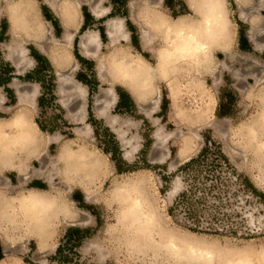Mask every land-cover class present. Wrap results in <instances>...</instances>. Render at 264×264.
Returning <instances> with one entry per match:
<instances>
[{"label":"rangeland","instance_id":"obj_1","mask_svg":"<svg viewBox=\"0 0 264 264\" xmlns=\"http://www.w3.org/2000/svg\"><path fill=\"white\" fill-rule=\"evenodd\" d=\"M96 1L102 9L107 10L104 16L99 17L100 19L94 18L90 11V6ZM132 1L116 0L113 5L110 0H73L82 15L81 23L83 26L86 24V27L84 30H78L82 26L80 23L77 28L71 30L74 34L77 30L76 37L74 36L77 38L76 44L68 48L67 56H64L67 58L66 64L61 68L55 66L58 78L60 73L68 76L70 82L63 85V90L60 81L59 84L57 77L44 63L46 77L45 85L40 90L43 93L41 103L36 102L39 94L36 82L28 83L24 79H17L12 85L17 91H26L34 96L35 103L32 109L38 113L36 121L45 132L54 133L51 137H58L60 140L74 138L106 156L113 176L99 188L95 185L91 187L85 185L84 194L79 190L73 193L72 199L79 205L75 210L76 216L65 221L55 233L50 234L45 240L44 247L40 248L36 239L19 233L0 236V242L3 243V246L0 245V264H222V259L238 247L264 244V188L259 187L241 170L245 164L246 153L232 142L230 134L226 132L225 121L219 119L235 115L234 106L241 98V93L257 86L259 84L257 74L264 72V48L259 51L253 50L252 43L247 37L249 31L256 28L255 39L264 45V0H248L245 7L232 0V22L233 27L238 26L239 30L240 55L220 69L222 87L219 88L218 107L213 93L200 104V113L194 121L188 116L181 119L179 113L184 111L187 114L189 108L185 106L183 96L174 95L172 86L166 83H161L155 92L137 102L136 107L133 105L122 112L115 107L110 108L117 101L114 89L120 85L108 78L99 82L95 63L81 59L77 43L79 37L88 30L98 31L100 35L101 30L105 32V38L100 36L102 41L99 57L115 50L110 47V39L106 34V23L110 19L122 20L124 30L130 37V41L120 42L117 46L122 49L134 48V52L143 51L141 32L137 27L139 25L137 15L143 0H134V8L131 7ZM165 6L172 10L173 15L187 11L183 0H165ZM165 6L156 7L164 11ZM37 8L39 11L37 20L43 25L44 34L48 33V27L50 31L54 27L55 34L61 37L60 23L56 15L42 3V0H38ZM241 11H245L250 20L251 17L257 19V22L253 25L240 23L238 18ZM0 28L1 62L3 58H8V47L14 38L8 29L7 20H0ZM257 29L262 31L259 32ZM30 40L32 39H23L25 47L32 46ZM50 41L46 37L47 48ZM143 54L151 59L147 52ZM56 55L60 57L61 51ZM27 57L32 62L29 66H32L34 60L29 54ZM220 59L226 61L227 57L220 56ZM257 64L261 67H257ZM67 67L69 72H65ZM71 72L76 80L73 79ZM42 78L44 76L40 75L39 79ZM25 83H28L29 89L19 88V84ZM87 86L90 87V91ZM109 89H113L115 99L108 92ZM118 90L121 91L120 87ZM156 100L159 101L158 105L155 104ZM14 102L15 95L11 92L7 96V104L10 106ZM17 102L18 92L14 106H17ZM61 102L70 108V115L72 113L80 115L83 105L85 106V114L86 110L90 113L87 117L88 122H85L89 126V131L85 130L82 136L75 135L77 127L83 129L85 126L73 124L69 118L73 122L71 123L66 117L68 110ZM100 102L101 105L97 106ZM99 107L106 108L104 114L99 113ZM97 108L99 116L107 118L113 131L101 119L93 116L92 111L95 112ZM205 147L212 150L208 151L207 158L202 161L200 167L191 171L183 170L182 166L197 157ZM216 147L228 158V164L212 167L211 160L214 157L212 151ZM55 151L56 145L53 144L50 152L55 154ZM123 155L126 160L123 159ZM43 159L48 162L47 157ZM41 166V162H34L33 169H39ZM119 169H126L127 172L120 173ZM51 170L45 169V174ZM22 179L11 172L0 177V183L11 180L12 184H16ZM113 182L127 185L126 187L131 185L128 188L143 187L142 190L147 191L145 195L148 194L156 203L167 228L184 238H192L213 247L219 246L221 253L217 257L221 261L217 260L218 258L209 263L176 260L165 251H156L148 244L137 242L122 219L124 206L109 207L106 203ZM29 186L47 187L39 179H34ZM183 193H187L190 199L183 200L181 198ZM85 194L93 203H85ZM193 210L194 216L191 214ZM72 227L83 231L82 244L75 246L71 252L67 251L68 260L58 259L55 257L56 250L65 241L66 230Z\"/></svg>","mask_w":264,"mask_h":264},{"label":"clouds","instance_id":"obj_2","mask_svg":"<svg viewBox=\"0 0 264 264\" xmlns=\"http://www.w3.org/2000/svg\"><path fill=\"white\" fill-rule=\"evenodd\" d=\"M37 3L38 0H0V20H7L10 33L18 37L42 32ZM231 3L232 0H183L187 11L173 15L165 0H143L137 25L143 34V51L128 48L111 52L104 56L100 71L142 98L155 92L161 83L171 85L174 95H182L189 108L187 114L179 113L181 119L188 116L194 121L200 104L213 93L218 107L220 69L240 55L239 30L233 27ZM157 5L166 10L161 11ZM220 56L227 60L221 61ZM256 78L259 84L243 91L236 101L235 115L219 119L225 121L232 142L246 153L241 170L264 188V72ZM37 116L30 105L9 106L6 98L0 101V177L14 172L23 178L16 184L11 180L0 183V236L19 233L35 238L55 233L76 216L79 205L72 199L74 192L84 194L85 185L99 188L113 176L106 156L74 138L51 140L54 133L40 129L35 122ZM53 144L55 154L50 152ZM45 157L47 165L38 170L53 169L52 182L32 176L34 162L42 163ZM34 179L47 187H30ZM128 191L126 186L113 182L106 203L109 207L129 206ZM84 201L93 203L86 195ZM222 264H264V244L238 247L227 254Z\"/></svg>","mask_w":264,"mask_h":264},{"label":"bare ground","instance_id":"obj_3","mask_svg":"<svg viewBox=\"0 0 264 264\" xmlns=\"http://www.w3.org/2000/svg\"><path fill=\"white\" fill-rule=\"evenodd\" d=\"M238 5L245 4V0H236ZM43 3L51 8L56 14H58L61 24L63 28L65 29V34L63 36L62 40L56 39V38H50L51 43L49 46V49L45 46H42L41 43H39V48L47 54L49 58H63L64 61L57 62L53 60L54 65L57 68H61L64 66L67 62V58L64 56L66 55V52L68 48H70L74 42V36L75 34L71 32L72 29L77 28L82 20V15L79 12L78 7L74 5L73 0H43ZM138 5V4H137ZM142 8L143 5H140ZM131 7H135L134 0L131 3ZM91 11L94 14L95 17L99 18L104 16L107 13L106 9H102L99 5V3L96 1L91 6ZM264 8V4H263ZM36 12L38 14V8H36ZM245 11L240 12V16L242 19H247L248 16ZM256 14V13H255ZM138 16V15H137ZM137 18V17H136ZM257 19L251 17V24L253 25L256 23ZM261 22V21H260ZM234 23V22H232ZM261 24V23H260ZM107 27V35L110 39V47L112 49H115L112 52L123 50L122 47L117 46L120 42H128L129 35L124 30V26L122 23V20H115L110 19L106 23ZM255 31L256 28L252 29L250 32L251 37L255 40V45L257 50H261L264 45L256 41L255 39ZM257 31L261 32L262 29ZM43 30L42 32H34L30 37H23V39L30 38L35 41H40L43 38ZM259 35V34H258ZM13 41L12 44L8 47V58H19V60L16 62L17 65L21 64L20 71H24V68L31 65V60L27 57L28 56V49L24 46L23 39H19L18 36L13 35ZM42 37V38H41ZM18 38V39H17ZM141 41H143V34L141 32ZM47 45V44H46ZM79 48L80 52L83 56L89 57V58H96L97 59V68L98 72L100 73V79L101 81H105V72L102 73L100 71V65L103 62V57H99L98 53L101 48V41H100V34L98 31H92L88 30L83 33L81 36V40L79 42ZM128 46V45H127ZM51 47V48H50ZM131 47V46H130ZM61 51V56L58 57L56 53ZM68 54V53H67ZM60 55V54H59ZM67 56V55H66ZM109 78V77H108ZM59 81L61 83V88L64 90L63 85L70 82V79L68 76L60 74L59 73ZM113 81V80H112ZM74 82L72 81V84ZM115 83V82H113ZM16 88V87H15ZM76 88H79L76 86ZM111 95L113 96V99L116 98V95L113 91V89H109ZM134 97L141 101L145 97H141L139 94L133 93ZM4 95L0 92V101L4 100ZM34 96H31L30 94L26 93V91H18V102L17 106L20 104H26L30 105L31 107L34 106ZM159 101L156 100L155 104L158 105ZM106 111V108H100L101 115L104 114ZM74 123L84 124L85 128L81 129L77 127L75 129V135L76 136H82L85 133V130L89 131V126L87 123H85V106L82 107V113L80 115H70L69 117ZM114 122V121H113ZM37 124V123H36ZM51 140L59 141L60 139L58 137H50ZM85 141V140H84ZM86 145V144H85ZM46 161L42 162L41 168L46 166ZM53 170V169H52ZM45 174L44 171H39L38 169H33L32 174L39 175L43 177L44 179L49 180V182H52L53 175L52 172ZM138 182V181H137ZM136 184H139L137 183ZM142 182V181H141ZM140 182V183H141ZM135 182H133L134 184ZM123 184V183H121ZM125 184V183H124ZM127 184V183H126ZM135 184V185H136ZM129 185V184H128ZM141 185V184H140ZM127 186V185H125ZM131 186V185H129ZM128 186V187H129ZM127 187V188H128ZM143 188V187H142ZM139 186H133L129 188V191L127 193V199L131 201V204L129 206H124L123 212H122V219L127 224L126 228L130 231L133 238L137 242H143L142 244H148L152 248H154L156 251H165L168 254H170L174 259L178 260H189L191 262L193 261H200L203 263H209L211 261H214L215 258H218L217 256H220L221 253L218 247H213L210 244L203 243L196 241L192 238H184L177 234L176 232L170 230L165 226L164 221L162 219V216L160 215L156 203L151 200L148 197V194L145 195V193ZM173 193V191H172ZM86 195V194H85ZM89 198V197H88ZM124 198V197H122ZM50 234H44L35 237L34 239L37 240L38 246L44 247L45 240L49 237ZM2 237V236H1ZM187 237V236H186ZM139 246V244H138ZM228 250V249H227ZM230 252V251H229ZM221 258V257H220ZM223 258V257H222ZM217 260H220L219 258ZM224 261V259H222ZM221 261V260H220ZM222 261V262H223ZM218 262V261H217Z\"/></svg>","mask_w":264,"mask_h":264},{"label":"crops","instance_id":"obj_4","mask_svg":"<svg viewBox=\"0 0 264 264\" xmlns=\"http://www.w3.org/2000/svg\"><path fill=\"white\" fill-rule=\"evenodd\" d=\"M246 2H245V4H243V5H241V6H243V7H245L246 5H247V1L248 0H245ZM42 3H43V0H42ZM44 4V3H43ZM45 5V4H44ZM46 6V5H45ZM48 9H50L51 11H52V13H54L55 15H56V17H57V19H58V21H59V23H60V26H59V29L61 30V37H60V35H56L55 34V32H54V27H52L51 29H52V31H50V28L48 27V30H47V34H44L43 35V38L40 40V42H38V41H35V40H30L31 42H32V46L30 47V48H27L28 50H29V55L32 57V59L34 60V63H33V65L32 66H29V67H27V68H25V70L24 71H20V69H21V64H18L17 65V61L19 60V58H3V61H1L0 62V80L1 79H3V81H0V90H1V92L4 94V96H5V98H6V100H7V96L9 95V94H11V92L15 95V102H14V104H16V101H17V89H15L14 87H12V85H14V83L17 81V79H24L25 81H27L28 83H30V82H36L35 84H37L38 85V87H39V94H38V97H37V101L36 102H39V99L43 96V93H41V89H43V87H44V79H45V77H46V75L44 74L46 71H45V69H44V67L41 69V67H42V65L43 64H41V61H45V63L47 62V64H48V66H49V70H51V72H53L54 73V75H55V77H57V82L59 83V78H58V73H57V70H56V67H55V65H54V62H53V60H55V61H57V62H62V61H64L63 60V58H49L48 56H47V54L45 53V52H43L40 48H39V43H41L42 44V46H45L46 48H47V46L45 45V41H46V37H47V40L49 39V40H51L50 38H56V39H59V40H62L63 39V35H64V33H65V29L63 28V26H62V24H61V20H60V18H59V16H58V14H56V12H54L51 8H49L48 6H46ZM240 7V6H239ZM91 11V10H90ZM91 13H92V11H91ZM244 13H246V12H244ZM247 14V13H246ZM92 15H93V17L94 18H96L95 16H94V14L92 13ZM247 16H248V14H247ZM96 19H100V18H96ZM239 21H240V23L242 22V23H248L249 25H251V22H250V18L248 17L247 19H242L241 18V16H239ZM81 25H82V23H81ZM83 26V25H82ZM82 26H80L79 28H78V30L79 29H81L82 30ZM9 29V28H8ZM76 32H77V30H76ZM76 32H75V37H76ZM250 32L251 31H249V35L247 36V37H249V39H250V41H251V43H252V49L253 50H256V51H259V50H257L256 49V45H255V40L251 37V35H250ZM100 33V32H99ZM0 34H1V28H0ZM106 34H107V32H106ZM10 35V34H9ZM47 35V36H46ZM83 35V34H82ZM81 35V36H82ZM81 36L79 37V41H78V43H77V46L78 47H80L79 46V42H80V40H81ZM101 36V35H100ZM45 39V40H44ZM248 39V38H247ZM76 40H77V38H74V42H73V44H76ZM102 41V40H101ZM51 42V41H50ZM72 44V45H73ZM51 46V45H50ZM239 46H240V41H239ZM51 48V47H50ZM264 48V47H263ZM48 49H49V47H48ZM79 53H80V55H81V59L83 60V61H85V62H93V63H95V71H96V75H97V77H98V79H99V82L101 81V79H100V73L98 72V68H97V59L96 58H89V57H85V56H83L82 54H81V52H80V48H79ZM78 66H79V64H77ZM69 68L67 67V69L65 70V72H69V70H68ZM73 73L71 72V75H72ZM29 76V78L27 79L26 78V76ZM40 75H42V76H44V78H42V79H39V76ZM72 77H73V79H75V77L72 75ZM109 76L107 75V73L105 72V78H108ZM108 79H111V77H109ZM76 80V79H75ZM79 82V81H78ZM28 83H25V85H21V84H19L20 86H19V88H21V89H29L28 87ZM60 84V83H59ZM88 87V89H89V91H90V87L89 86H87ZM119 87H120V89H121V91L120 90H118L119 89ZM86 88V87H85ZM114 91L116 92V94H117V101L115 102V104H112L111 106H110V108L111 107H115V109L116 110H118L119 112H122V111H126V110H123V109H118V104H119V101H120V92H122V93H124V94H126V95H128L129 96V99L132 101V103H133V105L136 107L137 106V102H139L135 97H134V95H133V93H130V90H128V89H126L124 86H122V85H120V86H118L117 88H115L114 89ZM86 92H87V90H86ZM59 93H60V90H59ZM90 94V93H89ZM87 97V96H86ZM14 104H12V105H10V106H14ZM39 104V103H38ZM61 104H62V106L65 108V109H67L68 110V114H67V119L68 120H70L69 119V113H70V108L67 106V107H65L64 105H63V102H61ZM37 105V104H36ZM101 105V102L100 103H97V106H100ZM100 108V107H99ZM99 108H97V110L94 112V111H92V114H93V116H95L97 119H101L104 123H105V125L111 130V131H113L112 130V128H111V126L109 125V123H108V120H107V118H104V117H101V116H99V114H98V112H99ZM109 111V110H108ZM72 114H74V113H72ZM74 115H76L77 116V114H74ZM90 115V113L86 110V118H85V122H88L87 121V117ZM109 115V114H108ZM71 121V120H70ZM37 124H38V126H39V123L37 122V121H35ZM71 123H73L72 121H71ZM73 124H79V123H73ZM39 128H40V126H39ZM41 129V128H40ZM123 157V159L124 160H126V158H125V155H123L122 156ZM31 187H33V186H31Z\"/></svg>","mask_w":264,"mask_h":264},{"label":"trees","instance_id":"obj_5","mask_svg":"<svg viewBox=\"0 0 264 264\" xmlns=\"http://www.w3.org/2000/svg\"><path fill=\"white\" fill-rule=\"evenodd\" d=\"M110 1L113 5L116 3V0H110ZM85 27H86V24L83 26L82 30H84ZM101 37L105 38V32L102 30H101ZM44 63H45V61H41V64H44ZM45 65L47 67H49L47 62L45 63ZM42 68H43V65H42L41 69ZM26 78L28 79L29 76L27 75ZM119 95H120V101L118 104V109L127 110V109L131 108V106H133V103L129 99L128 95H126L122 92H120ZM41 102H42V98L39 99V103H41ZM39 126L42 130H44L41 125H39ZM211 145L215 146L213 143H211ZM210 150H212L210 147L203 148L202 152L197 157L192 158L188 162H186L182 166V169L187 170V171L196 170L198 167H200L202 161L205 158H207V153ZM212 152H214L213 153L214 157L211 160L212 167L213 166L216 167V166L221 165V164H228V158L223 155V153L221 152V150L218 147H216V149ZM119 172L123 173V172H127V170L126 169H119ZM211 187H213V186H211ZM181 198L183 200H188V199H190V196L187 193H183L181 195ZM200 201L201 200L199 199V202ZM191 214L193 216L195 215L194 210H193V212H191ZM83 238H84L83 231L81 229L73 228V227L68 228L66 230V233H65V238H64L65 241L62 242L59 245V247L57 248L55 257L58 259L68 260L69 254L67 251L71 252V251H73L75 246H80L82 244Z\"/></svg>","mask_w":264,"mask_h":264}]
</instances>
